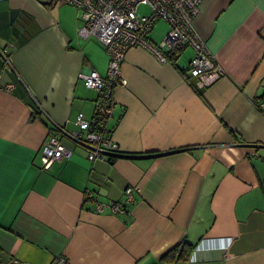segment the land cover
<instances>
[{
  "label": "crops",
  "instance_id": "crops-1",
  "mask_svg": "<svg viewBox=\"0 0 264 264\" xmlns=\"http://www.w3.org/2000/svg\"><path fill=\"white\" fill-rule=\"evenodd\" d=\"M78 12L0 0V264H157L185 245L169 264H264V0L202 1L194 28L225 72L210 87L190 76L191 47L166 63L131 48L114 90L121 154L90 161L63 138L71 158L43 171L51 131L94 115L80 74L108 71ZM128 186L136 202L114 214Z\"/></svg>",
  "mask_w": 264,
  "mask_h": 264
},
{
  "label": "built area",
  "instance_id": "built-area-1",
  "mask_svg": "<svg viewBox=\"0 0 264 264\" xmlns=\"http://www.w3.org/2000/svg\"><path fill=\"white\" fill-rule=\"evenodd\" d=\"M57 1L72 5L79 11L82 21L79 35L83 39H96L108 54L109 62L105 77L96 70L80 74L87 88L98 93L94 115L86 119L79 114L75 121L76 130L59 126L51 131L38 153L40 169L43 171L49 170L55 162L71 158L72 151L63 143V138L85 147L90 161L109 159L120 154L113 141L112 121L116 106L114 90L125 82L122 78V65L131 48L147 49L159 62L166 63L172 53L191 47L194 57L190 61L189 73L198 88L210 87L225 75L220 62L194 28L193 22L203 0ZM141 6L148 7L149 11L140 12ZM159 21L165 22L168 29L162 40L155 43L150 34ZM1 54L6 59V52ZM139 192L136 186L126 187L124 202L113 203L112 212H126V206L136 202L135 195ZM104 209L105 205L98 203L95 211L103 212ZM51 264L69 262L66 257L57 256Z\"/></svg>",
  "mask_w": 264,
  "mask_h": 264
},
{
  "label": "trees",
  "instance_id": "trees-1",
  "mask_svg": "<svg viewBox=\"0 0 264 264\" xmlns=\"http://www.w3.org/2000/svg\"><path fill=\"white\" fill-rule=\"evenodd\" d=\"M181 52V51H180ZM179 53V52H178ZM178 53H173L169 56L170 60L174 59ZM112 129L114 132V126L112 125ZM121 154V153H120ZM119 154V155H120ZM119 155L112 156L109 158L110 161L115 160ZM192 250L191 245H185L182 247H175L165 253L157 264H169L171 262L179 261V260H186L188 258L189 252Z\"/></svg>",
  "mask_w": 264,
  "mask_h": 264
},
{
  "label": "rangeland",
  "instance_id": "rangeland-1",
  "mask_svg": "<svg viewBox=\"0 0 264 264\" xmlns=\"http://www.w3.org/2000/svg\"><path fill=\"white\" fill-rule=\"evenodd\" d=\"M139 11L142 12V13H147L149 11V9L146 6H141L139 8ZM167 27L168 26H167V24L165 22H159L155 26V29H154L153 33L150 35L151 40L160 41L164 37V35H165L166 31H167Z\"/></svg>",
  "mask_w": 264,
  "mask_h": 264
}]
</instances>
